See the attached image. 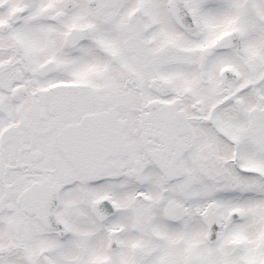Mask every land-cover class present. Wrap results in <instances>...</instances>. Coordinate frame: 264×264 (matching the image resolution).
Instances as JSON below:
<instances>
[{"label":"snow or ice","instance_id":"6c2138e0","mask_svg":"<svg viewBox=\"0 0 264 264\" xmlns=\"http://www.w3.org/2000/svg\"><path fill=\"white\" fill-rule=\"evenodd\" d=\"M0 264H264V0H0Z\"/></svg>","mask_w":264,"mask_h":264}]
</instances>
